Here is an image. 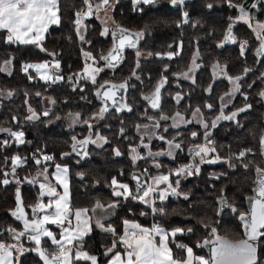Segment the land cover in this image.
<instances>
[{
  "label": "trees",
  "instance_id": "trees-1",
  "mask_svg": "<svg viewBox=\"0 0 264 264\" xmlns=\"http://www.w3.org/2000/svg\"><path fill=\"white\" fill-rule=\"evenodd\" d=\"M98 2V0H93ZM113 7L109 9V15L113 25H121L138 31L144 35L140 39L137 49L149 51L156 55L163 53L178 42L182 45L180 55L186 61L193 52L198 53L197 61L200 64L195 75V81L200 83L203 78L206 85L211 86L208 92V104L216 109L217 103L213 94L225 92L228 87L227 79L221 76L211 82V65L226 66L225 70L230 76H241V90L234 97V106L229 109H237L251 105L244 112H240L233 120L217 122L213 129L212 140L217 148V153L222 157L220 162L205 165L200 168L199 174L180 178V196L169 195L164 201L155 200L154 207L163 208L164 214L154 213L150 205H145L131 199L124 200L112 195L109 186L112 177L120 182L128 183L131 169L138 167L131 162L130 147L124 146L116 135V117L111 121L112 136L108 143L99 148L89 149L88 157L75 162L70 153L72 142L71 133L74 128H63L58 118L68 113H80V118L93 117L97 110L98 102L93 94V88L105 78L108 72L109 78H118V72L124 68L130 53H124L123 60L116 68L105 67L103 60L99 59L109 47V35L102 36L103 24L97 15L85 18L86 26L83 34L85 43L79 39L74 25L76 13L85 6L83 0H59L61 22L59 26L52 25L42 42L47 52L56 53L55 57L41 51L34 45L7 44L4 42L3 33H0V65L5 60H12L11 74L0 72V91L6 93L12 91L11 97L0 95V128L12 131H23L25 143L13 145V138L7 132H0V239L9 240L6 229L14 227L21 229L20 225L12 220L10 211L16 206L15 193L20 188L25 209L31 217V209L28 205L37 202L39 186L29 183V179L43 167H48L51 173L55 164H65L68 168V181L73 205L75 207H91L97 200L104 205L118 202L112 215L106 220L115 229L117 234L122 233V221L133 220L146 225L149 220L155 221L160 226L172 230L182 228L185 234L175 237L176 243H183L193 248L194 254L206 257L203 247H198L204 239L210 238V228L217 229V234L229 239L243 238V225L238 214L232 212L230 207H225L221 214L217 215V200L225 197L229 204H234L240 211L246 212L245 198L252 193L255 178V166L264 167V156L260 154V139L264 136V102L259 95L264 91V56L258 60L254 57L253 50L259 41L254 32L245 23L237 22L233 27V34L237 42L232 45L223 43L222 38L227 30L230 19L238 15V7H229L227 0H184L183 4L173 5L170 0H156L153 4L136 5L133 0H111ZM234 4L243 7L254 17L253 24L264 22V0L252 8L257 0H233ZM208 5H212L211 8ZM187 13V23H184V14ZM240 41H247L248 45L244 55L240 52ZM223 43V46H219ZM83 51H88L97 58V67H103L97 76V84L90 80H79L76 74L83 68ZM58 60L60 62L59 74L63 79L55 83H45L36 77L33 70H29L34 79L29 80L22 69V63ZM203 66V67H201ZM245 69H248L245 73ZM117 72V73H116ZM72 77L71 80L68 78ZM90 83L89 89L85 84ZM251 85V87H249ZM83 89V91L81 90ZM39 92L41 95L37 96ZM245 95L247 99H245ZM44 97H51L56 102L50 106L43 103ZM233 104V103H232ZM31 107L39 116V119L28 120L31 115L28 108ZM228 109V110H229ZM49 110V115L43 112ZM97 123L92 124V130L99 128L103 132L104 127ZM7 141V144L3 142ZM252 149L242 160H237L235 154L241 150ZM114 149H119L120 156L115 155ZM39 150V151H38ZM16 153L25 160V163L16 169L15 174L10 173L12 164L6 161V156ZM43 155L54 157L51 162H43L37 165L34 160ZM70 156V157H69ZM246 170L244 163H249ZM234 165L233 166H230ZM150 173L156 171L151 165L146 166ZM123 171L124 175H120ZM80 174H83L82 176ZM7 178L9 183L3 184ZM174 178L173 180H175ZM17 180L20 181L17 184ZM183 194H187V199ZM46 198V197H45ZM145 213L141 215V213ZM203 222V223H201ZM188 228L193 229L187 233ZM115 237L111 233L100 232L92 229L85 236L83 248L93 253L98 258L99 264H105L110 257L104 253L111 246ZM46 240V239H45ZM9 242H13L9 240ZM26 248L33 247L30 241L22 238ZM49 242L44 244L48 247ZM170 247L175 256L184 253L176 248L170 240ZM120 245H117L116 250ZM258 256L264 264V239L258 241ZM19 264H43L34 252L28 251L20 256Z\"/></svg>",
  "mask_w": 264,
  "mask_h": 264
},
{
  "label": "snow or ice",
  "instance_id": "snow-or-ice-1",
  "mask_svg": "<svg viewBox=\"0 0 264 264\" xmlns=\"http://www.w3.org/2000/svg\"><path fill=\"white\" fill-rule=\"evenodd\" d=\"M118 2V0H117ZM156 0H133L136 5L140 4H153ZM173 5L183 4L184 0H170ZM229 7H239V16L233 20L230 19L227 30L224 35L223 42H237V38L233 35V27L237 22L245 23L255 33L256 39L259 41V47L257 48V54L264 56V22H257L253 24L252 17L249 12L243 7V5L234 4L233 0H227ZM262 0H257V3L251 5L252 8L257 7ZM84 8L76 13V19L74 25L79 39L85 43H90L85 40L83 31L86 26L84 25L85 18L97 15L101 10L105 13L113 7L111 0H83ZM209 8L212 5H208ZM184 23H187V13L184 14ZM61 22L59 0H0V33H3L4 42L7 44H20V45H34L41 51L47 52V49L43 48L42 42L45 38V34L48 32L52 25L59 26ZM106 23V21H105ZM102 36L109 35V29L105 27L101 32ZM144 35L143 31L132 32L119 25L111 32L112 46L106 54H102L99 59L105 62V67L115 68L122 60L123 53L126 48L136 49L137 45ZM247 41H240V52L244 55L247 48ZM219 46H223V43ZM171 47V46H170ZM49 56L55 57L56 53L47 52ZM179 52H167L168 59H173L174 56L179 55ZM137 57L141 55L140 51L136 52ZM149 56L153 55L148 53ZM160 56L162 54L157 53ZM85 57V64L81 73H77V82L79 80H90L92 84H97V76L104 71L103 67L95 66L97 58L93 56L91 52L83 51ZM198 53L192 58V64L187 72L182 73L184 79H192L189 73H194L199 67L196 63ZM92 61V63H88ZM12 60H5L0 65V72H7L11 74ZM60 62L58 60L44 61L38 63H24L22 65V71L27 74L28 79L32 80L34 77L29 74V70H34L36 77L45 83H55L63 79V76L53 73V69L56 72L60 70ZM137 67L139 64L137 63ZM226 66H220L219 64L213 65L214 74L219 71L228 79L232 85L230 91L226 92L224 96L220 97L221 108L220 114L215 117L211 122V127H216L217 122L222 120H233L240 112L247 111L251 105L237 109L231 113V115H225L224 109L228 107L232 102V98L236 93L241 90L242 80L241 76H230L225 70ZM167 71V66H165ZM249 71L245 69V73ZM136 76L135 71L132 73ZM264 75V73H262ZM139 79V77H136ZM69 80L72 77L68 78ZM167 83V77H161L154 87V90L149 95H144L143 100L147 101L152 109H161V89ZM193 83L195 80L193 79ZM127 81L120 84L111 83L105 81L100 84L96 96L102 101L103 106L99 111L93 114V119H102L104 114L109 110V102L116 111L127 109L131 111V106L124 103V97L118 95L122 90H127ZM251 87V85H249ZM101 89H104L101 91ZM83 91V89H81ZM211 91V86L209 88ZM7 95L11 97L12 91L6 93L0 91V95ZM37 96L41 94L36 93ZM259 95L264 98V91H261ZM227 97V99H225ZM247 99V96L244 97ZM51 103L55 104V100L51 97L48 98ZM176 102L179 103L183 97L179 92L175 95ZM208 109H211L213 105H205ZM31 113L27 117L28 120L39 119L37 113L31 108H28ZM44 116L49 115V110L43 112ZM80 113H70L73 124L80 122ZM193 118L201 124L206 130L203 133V143H195L189 149V153L192 156V162L181 165L176 169H170L167 173L161 172L156 175H151L149 170L145 168L143 175L145 180H141V176L133 174L131 179L134 180L135 188H131L128 183L120 182L115 176L111 178L110 187L112 189V195L114 197H122L124 200H133L141 202L145 205H150L154 213L159 212L164 214L163 208L154 207L155 200L164 201L169 195L180 196V178L185 176H191L199 174L200 166L209 163L214 164L220 162L222 157L219 154L213 156V153H217V148L214 141L210 138V133L207 131L209 124L202 119L201 109L197 107L193 113ZM59 118V117H57ZM149 120H154L153 117L148 116ZM173 121L171 127L179 128L181 125H187L192 123V120H187L184 116L177 111L173 116L169 117L166 114L161 113L159 120H155L151 125L152 129H159L161 127L160 120ZM88 125L89 135L84 139H77L73 136L72 139V151L77 155L87 156V146L89 144H96L100 146L99 142L108 143L105 136L96 132L95 139L92 133V124L88 120L83 121ZM137 132L143 129V135L140 136L141 144L139 147L149 149L147 156H142L138 151L137 146H130L131 162L135 166L137 161L146 160L148 157L153 158V165L159 169L162 165L156 160L160 156H168L175 159L177 150L182 149V140H177L176 136L171 139H167L164 135H159L155 131H149L150 126L148 124L137 125ZM168 128H164V132H167ZM0 132H7L18 144L25 143L23 131H12L7 128H0ZM121 135L124 134V129H120ZM178 135V134H177ZM191 138L195 139L198 133L191 132ZM147 136L149 141L153 138L160 141H164L167 144V149L153 152L149 143H144V137ZM7 144V141L3 142ZM39 151V150H38ZM115 155L120 156L119 149H114ZM252 149L241 150L238 154H235L237 160H242L248 153H251ZM70 153H63L62 156L69 155ZM260 154L264 156V136L260 139ZM37 165H41L43 162H51L54 157L51 155H43L41 158L33 157ZM7 162V160L5 161ZM25 163V160L19 155L11 157L12 173L15 174L16 169ZM249 163H244L243 167L247 170ZM233 166L234 165H231ZM55 171L49 173L48 167H43L41 171L37 173L38 176L43 177V181H39L33 178L29 183L39 185V192L37 196V202L27 207L31 209V218L25 209V205L21 196L20 188L17 187L15 198L16 207L11 210L10 215L15 218L16 221L22 223V229L9 227L5 231L9 234V240L15 241L9 242V240L0 239V264H19L20 256L25 252H35L43 264H79L81 261H88L90 264H98V258L95 255L90 254L83 248V240L86 235L92 231V221L96 217V213L100 210L103 213H107L109 209L117 207L118 202H111L104 205L99 200L95 204L89 207H75L72 202L70 185L68 181V168L61 164H55ZM255 178L253 180L254 187L252 188V195L246 196L248 203V210L240 211L234 204H229L227 199L223 196L220 197L221 203L225 207H230L232 212L238 214V218L243 225V238L229 239L217 234V229L211 227L208 224H204L205 228H210V238L204 239L202 243H198V247H204L211 245L209 252L210 255L206 258L204 256L194 254L193 248L183 243H176L175 237L178 234H185V230L182 228H174L168 230L159 224H153L150 228L144 227L140 223L133 220L124 219L122 221L123 231L122 234H117L116 229L111 225H105L102 222L107 216H101L95 218V227L101 229L104 232L111 233L115 239L112 241L110 247H108L104 253L105 256H109L108 264H262L258 256L257 242L264 239V167L255 166ZM81 176L83 174H80ZM120 175H124L121 171ZM7 176V173H5ZM171 177H176L175 180ZM54 181V182H53ZM3 184L7 185L9 180L5 178ZM20 181L17 180V184ZM59 189V190H58ZM187 199V194H183ZM47 197V202H45ZM145 213H141L144 215ZM203 223V222H201ZM48 225H55L59 229L57 233H54L49 229ZM193 229L188 228L187 233H191ZM3 233H0L2 235ZM22 238L30 241L34 246L26 248L22 243ZM45 238H47L45 240ZM170 240L175 243L176 248L180 249L184 255L175 256L172 247L169 246ZM50 244L45 247L44 244ZM117 245L123 247V253L116 251Z\"/></svg>",
  "mask_w": 264,
  "mask_h": 264
},
{
  "label": "flooded vegetation",
  "instance_id": "flooded-vegetation-1",
  "mask_svg": "<svg viewBox=\"0 0 264 264\" xmlns=\"http://www.w3.org/2000/svg\"><path fill=\"white\" fill-rule=\"evenodd\" d=\"M112 28L109 29L110 44L107 50L111 47L110 31ZM222 41H223V38H222ZM257 44L259 45V43ZM226 45H229V44H226ZM257 47H255V49L253 50L254 57H256L255 50ZM127 50L134 52V53L128 54L129 59H133V63H131L127 59L126 63L124 64V68L118 72V78L116 79L109 78V75L112 74V72L109 71L107 73L108 78H105L104 80L100 81L93 88V94L95 96V99L97 100L96 95H95V90L100 84L104 83L105 81H109L115 84H120L124 81H127V85H128L127 90L126 91L124 90V99H125L124 103H127L128 105L131 106V111H128L127 109L116 111V109L111 106V102H109V110L104 114V117L102 119H93L90 116H88L85 118H80V122L73 124L72 120L65 118L67 116L66 114V115H61L58 118L59 122L61 123V126L63 128H66V127L74 128L73 132L70 135L71 138L73 136H76L77 139H84L85 137L89 135V128L87 124L83 123V121L88 120L90 124H94V123H97L99 120H101L100 125L103 126L104 129H103V132H101L102 128H99L98 132L101 135L105 136L107 140L109 141L112 136L110 124L113 118L116 117V120H117V122L115 123V125L117 126L116 135L117 136L120 135L119 139L121 140L123 145L129 146V147L137 146L140 154L142 156H147V152L149 149L139 147L141 144L140 136L143 135L144 130L141 129L140 132H137L136 126L148 124L150 126L149 131H155L159 135H164L167 139H171L173 136H176L177 140H182L183 150H177L175 159H173L172 157H168L166 155L156 158V160L162 165V167L159 169L154 167L153 158L148 157L146 160L137 161L138 167L131 169V171L139 170L143 174V170L146 168V166L151 165L152 167L156 169V171L153 173H150V172L149 173L151 175H156L161 172L167 173L170 169H176L180 167L181 165L191 163L192 156L189 153L188 149L195 143H203L204 142L203 133L206 131L201 126V124L196 122V120L193 118L192 116L193 111L197 107L201 109L202 119L206 123L209 124V128L207 129V131L210 133V138L212 139L214 128L211 127V122L215 119L217 115L220 114V108H221V103H222L220 100V97L224 96L226 92L230 91L232 88V85L229 83L228 79L224 75V77L227 79V82H228L227 90L225 92L220 91L219 93L213 94V96L215 97V101L217 103V107L216 109H214L213 107L211 109H208L205 105L208 104V92H210L209 91L210 87L206 85V82L204 81L203 78L200 80V83H198L197 81L193 83V79L195 80L196 72L200 67L199 62L196 60V63L199 65V67L195 70V72L189 73V76L192 77V79H184L183 76L181 75L182 73L188 71L189 67L192 64V58L195 54H197V52H193V54L190 55V57L187 58L186 61L183 60L180 54L177 56H174V58L171 60L168 59L166 55H163L167 52H179L180 53V51L182 50V45L179 44L178 42L176 43L175 46L172 44L168 50H166L163 53H160L162 54L160 56L154 55V54L149 56L148 53H151V52L139 50L141 55L137 57L136 55V52L138 50L137 48L136 49L126 48L124 50V53ZM124 53H123V56H124ZM262 57L263 56H259L256 58L260 60ZM137 63L139 64V67H137ZM165 66H167V71H165ZM109 69H113V68H109ZM210 70H211V76H212L211 82L213 83L215 79H218L221 76H223V74H220L218 70L214 74L213 65H211ZM134 71L136 73V76L132 75ZM56 74L61 75L59 74V72H56ZM162 76L167 77V83L161 89V109H152L150 105L148 104V102L143 100V96L151 94V92L154 90L155 85L161 79ZM136 77H139V79H137ZM88 82L91 83V81H88ZM88 82L85 84V87L89 89L90 83ZM121 92L118 95H121ZM177 92H179L181 96L183 97V99H181L179 103H177L175 99V95ZM46 98L48 97H44L43 102H45ZM225 99H227V97ZM262 99L264 102V98ZM97 102H98V107H97V110L94 111L93 114L97 113L99 109L103 106V104L100 101L97 100ZM234 104H235L234 98H232L231 104H229L228 107L224 109L225 115H231V113L234 112L233 110L234 108L229 109V106L230 105L234 106ZM177 111H179L184 116L185 119L192 120L193 122L187 125H181L179 128H173L171 127L173 123L171 119L166 120V121L160 120L161 127L159 129L151 128V125L154 123V121L159 120L161 113L166 114L169 117H171ZM148 116L153 117L154 120H149L147 118ZM121 128L124 129L123 135H121L120 133ZM164 128H168V131L164 132ZM193 131L198 133V136L195 139L191 138V135H190L191 132ZM96 132H97V128L95 126V129L92 130L94 139H95L94 134ZM12 143L13 145H18V143H16L14 139L12 140ZM144 143H149V147L153 152L167 149V144L164 141H160L155 138L149 141L148 137L145 136ZM99 144L100 146H97L96 144H89L87 146V152H89V149L92 146L93 148H99L103 146L105 143L99 142ZM71 145H72V142H71ZM71 145H70L69 152L74 157L75 162L88 157V155L87 156L77 155L75 152L72 151ZM16 155H17L16 153H12L11 155L6 156V160L9 161V163H11V157L16 156ZM205 165H207V163L201 165L200 168L205 167ZM9 172L10 173L7 174L8 176L13 175L11 169L9 170ZM33 178H36L38 180L39 176L37 175V173L31 176L29 181L32 180ZM144 178L146 179L145 176ZM174 178L176 177H171V179H174Z\"/></svg>",
  "mask_w": 264,
  "mask_h": 264
},
{
  "label": "rangeland",
  "instance_id": "rangeland-1",
  "mask_svg": "<svg viewBox=\"0 0 264 264\" xmlns=\"http://www.w3.org/2000/svg\"><path fill=\"white\" fill-rule=\"evenodd\" d=\"M238 10H239V7H238ZM239 12H238V15L236 16V17H234V18H237L238 16H239ZM97 17H99V19H100V21L102 22V24H103V29L105 28V27H107L108 29H110V28H112L114 25L112 24V22H111V18H110V15H109V10L107 11V13H105L103 10H101L98 14H97ZM105 21H106V23H105ZM51 61H53V60H51ZM39 62H44V61H39ZM32 63H38V62H32ZM88 63H92V61H88ZM24 63H22L21 65H23ZM84 64H85V57L83 56V67H84ZM96 66V65H95ZM83 69V68H82ZM55 70V69H54ZM34 71V70H33ZM56 71V70H55ZM53 73L54 74H56V72H54L53 71ZM81 75H82V70H81ZM57 75V74H56ZM46 106H49L48 104H49V102H43ZM69 114L70 113H68L67 114V116L65 117L66 119H69V120H72V118L69 116ZM62 166H65L64 164H61ZM55 171V167L53 166V169H52V171H51V173L52 172H54ZM39 171H37L36 173H38ZM35 173V174H36ZM34 174V175H35ZM181 178H183V177H181ZM38 180L39 181H43V177L42 176H39V178H38ZM54 182V181H53ZM59 190V189H58ZM45 202H47V197L45 198ZM113 202V201H112ZM151 207V206H150ZM113 213V211H112V209H109L108 211H107V213H96V217L95 218H99V217H101V216H110L111 214ZM95 218L93 219L94 221H95ZM150 225H151V223L149 222V223H147L146 225H143L144 227H149L150 228ZM48 227H49V229L50 230H52L54 233H56L57 232V238H59V236H58V232H59V229L57 230L56 228V226H54V225H48ZM45 239H47V238H45ZM26 240V239H25ZM27 241V240H26ZM49 244H50V241H49ZM25 246V245H24ZM34 246V245H33ZM86 250V249H85ZM87 251V250H86ZM87 252H89V251H87ZM90 253V252H89ZM43 263V262H42Z\"/></svg>",
  "mask_w": 264,
  "mask_h": 264
},
{
  "label": "water",
  "instance_id": "water-1",
  "mask_svg": "<svg viewBox=\"0 0 264 264\" xmlns=\"http://www.w3.org/2000/svg\"><path fill=\"white\" fill-rule=\"evenodd\" d=\"M116 26L117 25H115L112 29H111V31H110V38H111V46H112V36H111V32L113 31V30H115L116 29ZM119 26H121V25H119ZM121 27H123V28H126V29H128V30H130V31H132V32H137L136 30H134V29H131V28H128V27H124V26H121ZM226 32V31H225ZM225 35V34H224ZM223 41H224V36H223ZM225 43V42H224ZM233 42H226L225 44H232ZM258 47H259V45H258ZM257 47V48H258ZM111 48V47H110ZM109 48V49H110ZM257 48H256V50H257ZM108 49V50H109ZM108 50L104 53V54H106L107 52H108ZM255 50V55H256V57H259L260 55H258L257 54V51ZM103 84V83H102ZM99 87V86H98ZM98 87L96 88V90H95V95H96V91H97V89H98ZM104 89H101V91H103ZM121 95L124 97V90H122V92H121ZM96 98H97V96H96ZM97 100L98 101H100L101 103H102V101L99 99V98H97ZM123 102H125V99H124V101ZM82 156V155H81ZM133 174H136V175H139V176H141V180L143 181V180H145V178H144V176H143V174L139 171V170H132L131 172H130V174H129V181L132 183V185H133V189L135 188V181L134 180H132L131 179V177H132V175ZM254 187V186H253ZM252 189V188H251ZM252 195V194H251ZM250 196V195H249ZM217 210H218V212H217V215L219 216L220 214H221V212H222V210L225 208V206L221 203V201H220V199H218L217 200ZM245 207H246V211L248 210V203H247V201H246V199H245ZM15 209V208H14ZM11 212V211H10ZM11 216V215H10ZM11 218H12V220H14L15 222H17L19 225H20V227H21V229H22V223L20 222V221H16L15 220V218L14 217H12L11 216ZM31 218V217H30ZM55 226V225H54ZM243 229V228H242ZM210 247H211V245H208V246H204L203 248H204V250H205V253H206V258L210 255V252H209V249H210ZM257 248H258V242H257Z\"/></svg>",
  "mask_w": 264,
  "mask_h": 264
},
{
  "label": "crops",
  "instance_id": "crops-1",
  "mask_svg": "<svg viewBox=\"0 0 264 264\" xmlns=\"http://www.w3.org/2000/svg\"><path fill=\"white\" fill-rule=\"evenodd\" d=\"M53 71L56 72L54 69H53ZM45 102H49L48 105H51V104H52L48 98L45 99ZM93 205H94V204H93ZM93 205H92V206H93ZM92 206H91V207H92ZM91 207H90V208H91ZM112 211H114V209H112ZM98 213H102V212H101L100 210H98V211H97V214H98ZM111 215H112V214H111ZM111 215H110V216H111ZM110 216H108L106 219H103V220H102V222L105 223V225H108V224H109L108 222H106V220H107ZM142 226H143V225H142ZM93 228L96 229V230H99L100 232H104V231H102L101 229L95 227V222H94V220L92 221V229H93ZM56 229L58 230V228H56ZM122 231H123V225H122ZM91 232H92V231H91ZM56 233H57V232H56ZM58 233H59V232H58ZM121 234H122V233H121ZM84 250H85V249H84ZM85 251H86V250H85ZM116 251H120L121 253H123L124 250H123V247L121 246V247H118V249H117ZM34 254L37 255L35 252H34ZM90 254L95 255V254H93V253H90ZM37 256H38V255H37ZM95 256H96V255H95ZM38 257H39V256H38ZM109 258H110V257H109ZM109 258H108V259H109ZM108 259H107V261H106L105 264H108ZM79 264H90V262H88V261H81V262H79ZM98 264H99V263H98Z\"/></svg>",
  "mask_w": 264,
  "mask_h": 264
},
{
  "label": "built area",
  "instance_id": "built-area-1",
  "mask_svg": "<svg viewBox=\"0 0 264 264\" xmlns=\"http://www.w3.org/2000/svg\"><path fill=\"white\" fill-rule=\"evenodd\" d=\"M149 222L151 223L150 227L153 225V224H157L155 221L153 220H149Z\"/></svg>",
  "mask_w": 264,
  "mask_h": 264
}]
</instances>
